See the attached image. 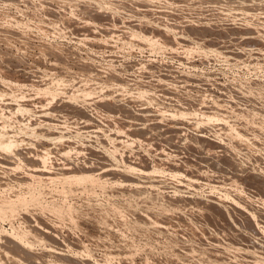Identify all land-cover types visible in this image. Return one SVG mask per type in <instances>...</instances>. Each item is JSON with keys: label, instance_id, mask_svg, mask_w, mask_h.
<instances>
[{"label": "rangeland", "instance_id": "rangeland-1", "mask_svg": "<svg viewBox=\"0 0 264 264\" xmlns=\"http://www.w3.org/2000/svg\"><path fill=\"white\" fill-rule=\"evenodd\" d=\"M21 263L264 264V0H0Z\"/></svg>", "mask_w": 264, "mask_h": 264}, {"label": "bare ground", "instance_id": "bare-ground-1", "mask_svg": "<svg viewBox=\"0 0 264 264\" xmlns=\"http://www.w3.org/2000/svg\"><path fill=\"white\" fill-rule=\"evenodd\" d=\"M5 140V139H4ZM10 140V139H9ZM3 141V140H2ZM6 142H9L8 140L6 141ZM5 142V143H6ZM2 143V142H1ZM5 145V144H4ZM6 145H8V143L6 144ZM5 145V146H6ZM4 146V147H5ZM43 154V153H42ZM47 155H43L42 157H41V163H42V165L44 166V165H46L47 164V157H46ZM49 157V156H48ZM34 160H37V159H34ZM39 160V159H38ZM21 163V162H20ZM41 163H39V164H41ZM25 164V163H24ZM18 165V164H17ZM41 167V166H40ZM78 177V176H77ZM76 178V177H75ZM58 263V262H57ZM22 264V263H21ZM23 264H25V263H23ZM28 264V263H27Z\"/></svg>", "mask_w": 264, "mask_h": 264}]
</instances>
